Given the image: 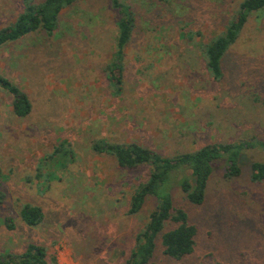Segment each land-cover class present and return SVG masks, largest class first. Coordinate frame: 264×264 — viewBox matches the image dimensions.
<instances>
[{"label":"rangeland","instance_id":"rangeland-1","mask_svg":"<svg viewBox=\"0 0 264 264\" xmlns=\"http://www.w3.org/2000/svg\"><path fill=\"white\" fill-rule=\"evenodd\" d=\"M241 1L121 0L136 19L118 90L105 71L118 18L110 0H78L62 10L52 37L32 34L0 48V73L32 102L18 118L12 95L0 89L1 255H19L32 242L45 247V264L124 263L154 206L148 199L128 213L150 168L119 167L91 149L97 139L136 141L167 156L213 142L264 141V7L249 14L223 55L221 79L210 77L199 48ZM21 9V0H0V27ZM62 146L73 152L57 153ZM253 161H264L258 146L242 152L236 177L217 163L199 205L173 187V204L195 226L194 248L173 260L158 236L152 261L264 264V180L251 181ZM27 203L42 208L37 226L18 215Z\"/></svg>","mask_w":264,"mask_h":264},{"label":"trees","instance_id":"trees-1","mask_svg":"<svg viewBox=\"0 0 264 264\" xmlns=\"http://www.w3.org/2000/svg\"><path fill=\"white\" fill-rule=\"evenodd\" d=\"M78 0H21L22 9L15 21L0 27V48L32 34L52 37L63 9ZM167 3L170 0H156ZM110 5L118 14L114 36V52L106 65L107 78L118 90L121 85L124 49L135 26V14L128 4L121 0H110ZM264 7V0H242L234 17L225 29L199 46L201 57L210 77L217 81L222 78L221 59L228 48L236 41L249 14ZM0 89L12 95V112L18 118L27 117L32 110L29 96L14 85L10 78L0 73ZM258 146L264 150L262 140H239L235 142L207 143L197 149L163 155L136 141L127 143L95 140L91 149L97 154L111 156L119 167L127 170L149 166L145 181L135 186L129 200L128 213H139L148 199H154V206L147 221L134 236V245L123 264H159L152 261L159 236L163 254L173 260H180L192 253L196 229L188 221L187 213L173 204L172 189L177 187L191 204H201L206 196L209 178L217 163L221 162L223 175L236 177L241 173L240 157L246 147ZM58 152L72 153L67 147H58ZM250 179L253 182L264 180V161H253L250 165ZM0 192V203L3 200ZM21 221L27 226H37L44 218L42 208L35 204H23L18 212ZM171 225L169 229H165ZM13 229L14 219L6 223ZM46 249L36 243H28L19 255L0 254V264H45Z\"/></svg>","mask_w":264,"mask_h":264}]
</instances>
